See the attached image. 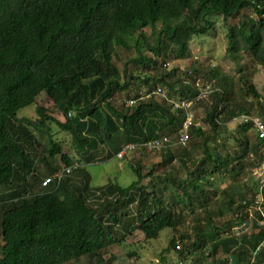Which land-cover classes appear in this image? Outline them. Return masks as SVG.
I'll return each mask as SVG.
<instances>
[{
  "label": "trees",
  "instance_id": "trees-1",
  "mask_svg": "<svg viewBox=\"0 0 264 264\" xmlns=\"http://www.w3.org/2000/svg\"><path fill=\"white\" fill-rule=\"evenodd\" d=\"M248 9H253L258 19L245 20L244 11ZM240 15L239 23L229 26L227 53L238 61L243 48L264 65V0H0V185L10 188L13 197L0 202L3 241L0 264H65L84 256L101 255L136 229L149 240L158 238L166 228L180 225L176 211L141 184L144 175L136 166L131 168L137 178L125 187L113 180L92 186L89 173L82 171L83 184H75L65 175L60 182L54 180L45 190L31 194L32 180L43 184L37 170L38 149L44 160L47 156L61 155L62 167L73 165V159L63 152L60 142L48 134L50 137L43 145L37 131L47 120L55 121L71 134L75 149L90 150L85 157L87 163L95 160L94 152L103 144L114 143L121 131L125 144L152 139L143 122L147 118L163 122L161 136L156 137H169L186 117L184 109L177 108L174 102L188 99L193 106L205 100H195L199 92L197 83L191 85L189 79L188 82L184 79L178 87L179 80H174L175 69H172L159 79L168 98L158 101L146 100L144 95L130 96L120 108L114 104V98L118 92L129 89L132 77L128 63L123 70L115 65L116 47L135 46L140 54L135 62L147 66L158 62L152 58L146 60L142 47L159 57L172 44V52L184 57L189 51L188 44L181 41L184 33L207 34L214 29L216 17ZM146 28L156 35L153 42ZM140 81L149 84L152 78L148 76ZM249 88L255 97H262L254 86ZM42 93L63 106L66 115L76 110V116L62 122L49 116L47 109L39 105L37 119L18 117L19 110L36 103ZM209 97L205 121L212 130L217 131L225 121L242 113L252 114L248 109L237 110L226 103V88L215 89ZM130 99L136 101L128 104ZM180 114H183L181 120ZM240 127L236 141L244 154L212 157L206 151L204 156L211 161L213 169L204 167L207 159L200 158L196 160V169L186 178L169 179L184 195H189V188L193 190L191 205L207 206L208 194L201 187L213 174L235 168L237 164L242 166L240 160L249 153L260 161L263 142L257 134H251L253 123L240 122ZM254 136L256 139L252 141ZM193 137L206 138L205 131L193 125L185 145H178L177 140L172 143L169 138L165 147L154 150L169 151L174 144L185 148ZM124 145L119 144L117 153ZM169 158L173 159V155ZM134 204L136 212L131 215L130 207ZM239 205L236 223L248 220L245 219L248 213H243L249 206L248 200H241ZM212 212L209 210L208 214ZM206 219L208 224L211 216ZM196 229L194 241L190 240L183 250L177 248L175 238L170 246L181 254H189L190 247L192 257L209 248L212 255L220 247L219 226L212 219L209 225ZM257 234L264 241V230ZM187 236L181 237L183 244ZM235 239L228 237L221 243L230 256L233 253L229 246ZM246 251H240L233 264L245 260ZM226 258L222 254L217 256L218 264H227Z\"/></svg>",
  "mask_w": 264,
  "mask_h": 264
},
{
  "label": "rangeland",
  "instance_id": "rangeland-1",
  "mask_svg": "<svg viewBox=\"0 0 264 264\" xmlns=\"http://www.w3.org/2000/svg\"><path fill=\"white\" fill-rule=\"evenodd\" d=\"M250 17L258 19L253 9L245 10L244 19L248 20ZM241 18V15L233 18L218 16L215 18L217 23L214 29L207 34L192 35L184 33L181 41H185L189 47V51L184 57H177L172 52V44H169V48L159 57L152 55L147 52V48L142 47V51L146 54V60L152 58L158 62L148 66L135 62L134 59L140 56L135 46L131 48L117 46L114 56L115 65L119 70H123L125 64L128 63V72L132 78H129V89L116 94L114 104L122 108L125 106L123 102L127 100L125 98L146 95L157 85L164 87L159 82V79L165 72L175 69L174 80H179L178 87H181V80L184 79H189L191 85L193 82L202 83L209 81L213 90L226 88V103L230 106H235L237 110L248 109L253 115L264 117V65L259 64L243 48L239 52L240 59L238 61L233 60L227 53L229 26L237 25ZM145 31L150 35L153 42L156 35L152 34L150 28H146ZM148 76L152 78L149 84H144L140 81V79ZM125 80L123 78L122 82ZM250 85L254 86L255 90L262 96L261 98L254 96L249 88ZM209 95L204 98L205 100L202 103H196L191 107V127L193 125L201 127L205 131L206 138L196 139L193 137L188 147L183 148L174 144L169 147V151L141 148V150L136 149L134 152L119 158L116 148L119 144H125L121 131L114 143L103 144L101 148L94 152L95 160L92 163H87L85 157L90 150L84 152L75 149L69 132L63 130L53 120H47L45 126H40L37 132L38 135H41L40 139L43 145L47 143L50 137L48 134H51L54 140L60 142L63 152L73 159V165L80 166L79 170L75 169L68 175L73 183L83 184L82 171H86L91 177L92 186L104 185L113 180L125 187L137 178L131 167H139L140 172L144 175L141 184L146 185L148 190L153 191L155 197L162 199L164 204L168 203L181 220L177 228L164 229L156 239L148 240L139 229H136L128 234L124 241L107 248L101 255L95 257L84 256L79 260L65 264H218L217 256L221 254L222 258L227 257L226 263L229 264L231 259L235 260L239 252L245 249L247 250L246 259L239 264H264V241L262 239L259 240V234H257L260 230H264V223L261 221V217L257 216L258 211L255 208H252V211L251 208L249 211H243L244 214L248 213L245 219H249V222L247 223L246 221V226L236 223V214L240 210L239 202L246 199L251 204L257 194L260 193L261 183L256 175V166L259 161L257 156L249 153L240 160L242 166L236 163L235 168L229 167L223 172L213 174L210 180L201 187L206 195L208 194L209 201L207 206L191 205V196L194 197L193 190L189 188V195H184L181 189L175 187L169 181L172 178L177 180L186 178L191 171L196 169V164L198 163L196 160L206 158L204 156L206 151L212 157L216 155L220 157L227 155L235 157V155L245 153L242 146L236 141V137L241 130L239 119H236V117L229 121L226 119L227 121L217 131L212 130L206 123L205 110L211 100ZM178 97L181 96L178 94ZM149 98L160 101L163 97L153 95L146 97V100ZM39 105L47 109L49 116L62 122L66 121L67 118H74L77 114L76 110H70L66 115L63 111V106L55 104L45 93H42L37 98L36 103L21 108L18 112V117L37 119L36 108ZM182 117L183 114H180V120ZM184 121L182 119L181 124ZM143 122L149 134L148 137L154 138L156 135H160V129L163 125L162 121L147 118ZM176 127V132L168 134L172 143L177 140L182 126L178 123ZM251 134L255 135L256 132L252 130ZM255 139L256 137L254 136L252 141ZM120 150L121 148L118 152ZM108 153H111L110 157L107 156ZM37 154L40 156L37 162V170L42 181L53 177L54 168L59 170L64 165L61 155L55 158L47 156L46 160H44L41 149L37 150ZM170 154L173 155V159L169 158ZM210 162L207 159L203 166L213 169ZM150 171H152L151 175H149ZM31 182L34 184L31 194L41 192L45 190V187L54 183L51 182L49 185H44L42 182L35 180ZM199 190H196L195 195L198 194ZM12 198V190L0 185V202L4 203V201H10ZM135 208V204L130 207L129 212L131 215L136 212ZM209 210L213 211L212 215L208 214ZM250 211L254 214L252 222H250ZM208 215L209 217L211 216L210 220L213 219L215 224L219 226V238L221 239L218 242L220 247L212 255H209V248H207L204 252L198 251L195 253L193 258L190 255L192 251L190 247L189 251H187L189 254H186V252L181 254L170 246V241L175 238L178 244L177 248L181 247L183 250L187 247L190 240L194 241L195 239L196 228L209 225L210 220L206 224ZM119 232L123 234L121 228H119ZM187 234V239L183 244L181 237ZM256 235L257 237L254 239ZM228 237L236 238V242L229 246L232 248L233 254L231 256L225 253L226 250L221 244L223 243L222 240ZM258 241H260V244L257 247ZM2 242L0 229V244Z\"/></svg>",
  "mask_w": 264,
  "mask_h": 264
},
{
  "label": "built area",
  "instance_id": "built-area-1",
  "mask_svg": "<svg viewBox=\"0 0 264 264\" xmlns=\"http://www.w3.org/2000/svg\"><path fill=\"white\" fill-rule=\"evenodd\" d=\"M186 82H188L186 80ZM197 83V87H198V95L196 96L195 100H199V99H203L206 98L211 92H213V88L212 85L208 82L205 83H200V82H196ZM153 95H160L164 98H168L167 96V92L165 90V88L159 86L158 88H154L153 90H151L148 94L144 95V97H151ZM136 100L135 99H130L127 101L128 104H133ZM192 101L188 100V99H183L181 101H175L174 105L177 108L180 109H184L185 111V115H186V119L180 129L179 132V137L177 140V144L178 145H185L187 140L189 139V130L192 124V114H191V107H192ZM236 119H239L240 122L243 123H247V122H251L253 123V128L256 132V134L258 135L259 139L263 142L262 146V155H261V159L258 162L257 166H256V175L258 177V179L260 180L261 183V188H260V193L257 194V196L254 198L253 203L249 204V206H247L246 210H250L252 211V208H255L258 211V217H261V221L264 223V119L258 115H252V114H247V113H242L238 116H236ZM169 141V137L163 136V137H155L149 140H145L143 142H139V143H134V142H129L126 143L122 149L117 153V156L119 158L123 157L124 155L128 154V153H132L134 152L136 149H139L141 147H144L146 150H154V149H160L161 147H165L166 143ZM171 142V141H170ZM78 166L77 165H68V166H64L61 167L59 170H57L53 177H49L46 178L43 181L44 185H49L51 182H53L54 180H57L58 182L61 181V179L65 176V175H69L71 174ZM246 203V202H244ZM247 211V212H248ZM249 213L250 215V222H252V218L254 216L253 212ZM246 221L247 223L249 222L248 220H244L241 224V226H246ZM242 228V227H240ZM229 264H233V259H231Z\"/></svg>",
  "mask_w": 264,
  "mask_h": 264
}]
</instances>
